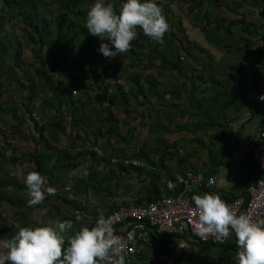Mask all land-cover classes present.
<instances>
[{
  "label": "trees",
  "instance_id": "trees-1",
  "mask_svg": "<svg viewBox=\"0 0 264 264\" xmlns=\"http://www.w3.org/2000/svg\"><path fill=\"white\" fill-rule=\"evenodd\" d=\"M181 1L189 2L187 7L189 20L195 25L199 24L206 42L223 53L222 58L218 59L209 48L191 40L184 32L182 19L178 17L177 25L183 38H177L173 31L168 30L164 34L163 42L160 43L152 41L142 29L137 28L138 35L131 42V48L123 54H118L115 57L118 61H115L114 66L111 67L109 62L111 58H106L97 51L101 43L100 39L89 34L85 27V17L94 0L47 2L0 0V96L3 93H11L14 88L20 93L18 102L7 99L4 105L0 104V121L4 120L7 112L16 121L17 118L20 119L19 113L30 115L38 110L43 115L46 109H53L55 113L40 125L33 119L38 138L35 136L32 138L36 143L42 141L45 147L43 151L24 153L18 159L19 157L14 155L7 158L4 149L0 151V169L4 168V161L11 163L15 160L27 161L32 164L29 172L36 170L41 175L47 176L49 185L59 183L60 180H65L73 174L76 175L77 189L84 193L90 191L102 193L108 198L129 195L127 193L133 185L122 189L118 184L123 175L126 173L142 175L139 180L140 186L130 195L131 198L114 199L105 211V215L119 204L150 203L163 195L179 193L182 185L176 182L175 175L167 165V159H172L174 164L180 166L183 174L188 170L197 172L198 167L190 162V158L196 157L198 151L194 149L188 152L189 141L195 142L196 146L206 151L205 156L209 166L202 168L205 177L214 172V167L225 163L228 160L229 144L233 139L232 132L229 131L230 124L239 112L241 104L250 101L246 92L264 84V47L257 44L258 39L264 41V32H262L264 24L258 25L253 21H247L244 16L226 22L224 18L211 20V9L205 5L206 2L220 1V4H223L230 0ZM241 1L232 0L235 6H239ZM252 1L255 7L264 10V0ZM108 2L113 3L119 10L121 0H108ZM156 2L166 15L169 3L163 0ZM4 23L17 28L20 36L3 34ZM24 46L30 47L33 58L39 62L37 68H31L30 63L20 57ZM160 46L164 48L159 49ZM192 47L207 56L206 63H201L200 68L193 65L192 61L198 62V59L196 54L192 53ZM228 54L234 55L242 65L230 66L229 70V66L223 62ZM9 57L11 61L7 62L8 65L4 64ZM120 59H127L128 62L121 65ZM96 66L101 70L99 75L95 74ZM248 66L252 70V84H242L238 88L239 80L236 74ZM136 67L143 70L152 68L155 73L141 75ZM128 68L133 70L125 74ZM15 69H21L25 73L20 80L12 77ZM173 70L178 71V77L183 80L173 83L169 79L172 76H169L166 82L162 81V78H167V72ZM188 72H191L190 75L187 74ZM56 73H60L61 78H57ZM79 73H82L81 81L78 80ZM122 74H125L124 77ZM205 75H207L206 79ZM120 77H123L128 84V90L118 81ZM63 78L68 79L71 88L65 86L62 90L59 89ZM22 79L28 81V84L24 85ZM5 83L9 86L6 91L1 90ZM161 84L163 87L160 89ZM38 88L42 92L40 102L36 92ZM89 89H94L93 96L89 93ZM75 90L78 92L77 95L73 93ZM49 94L52 96L48 97ZM166 95H170L172 101L163 108L158 102L164 101ZM151 96L156 99L154 103L151 102ZM130 98L134 100V106L137 108L145 106L144 111L140 113L142 118L145 110L147 116L154 117V123L150 128L153 141L150 143L143 141L138 149L131 153L132 156L144 161L143 166L131 163L112 165V157L125 156L124 149L121 148L122 151L111 154L105 151L103 154H98L94 146L100 145L106 150L112 135L120 137L118 120L113 115L111 107L126 108ZM54 103H57V106H54ZM70 106L73 108L64 112ZM86 106L94 110L100 106L95 118L89 115ZM63 113L69 116L73 128L82 127L80 130L82 129L83 132L74 134L73 138L68 140L67 146L60 147L52 140L57 138V132L65 130L63 120L59 117ZM187 116L189 118L182 120ZM104 123L107 124L106 132L110 137H104L102 131ZM172 123L174 127L170 128ZM18 124L17 121L14 131H17ZM158 131L160 133H156ZM177 131H187L194 136L189 141L182 139L169 141L165 133ZM198 132L207 135L208 143L205 144L204 140L197 136ZM128 136L130 141V134ZM75 147L79 149L72 153L71 149ZM245 158L250 160L251 156ZM51 160L54 162L50 163ZM205 162L204 160V164ZM253 163L256 168L252 166L251 174H237L236 180L241 184L240 191L224 195L222 200L226 202L239 194L246 193L247 188L256 182L261 171L256 162ZM80 166L85 168L81 169ZM4 179L10 180L6 182L8 184L26 186L24 182L18 183L13 178ZM169 179L174 183L169 185ZM0 184L3 187L6 185L1 180ZM196 191L205 193L209 190L203 185ZM52 197L53 201L59 199L62 204L75 206V201L67 197L64 192H56ZM2 200L10 202L11 199L0 191V201ZM43 204L45 207L48 205ZM79 206L85 207V205ZM157 234L160 237L158 251L170 252L172 243L177 241V235L158 231ZM237 251L231 235L225 243L189 241V245L182 250L176 264H238Z\"/></svg>",
  "mask_w": 264,
  "mask_h": 264
},
{
  "label": "clouds",
  "instance_id": "clouds-1",
  "mask_svg": "<svg viewBox=\"0 0 264 264\" xmlns=\"http://www.w3.org/2000/svg\"><path fill=\"white\" fill-rule=\"evenodd\" d=\"M85 27L100 39L97 51L106 58H115L131 48L137 28L162 43L169 24L156 0H121L119 10L108 0H94L87 11ZM259 99L264 101V93ZM24 183L29 206L56 193L36 170L26 173ZM192 200L198 213V235H231L235 237L238 264H264V219L253 220L246 212L237 214L215 193L193 194ZM72 227L71 220L59 219L20 227L7 239L0 238V264H126L124 255H110L120 251L121 240L102 212L94 225L82 226L66 237Z\"/></svg>",
  "mask_w": 264,
  "mask_h": 264
},
{
  "label": "crops",
  "instance_id": "crops-1",
  "mask_svg": "<svg viewBox=\"0 0 264 264\" xmlns=\"http://www.w3.org/2000/svg\"><path fill=\"white\" fill-rule=\"evenodd\" d=\"M163 2L167 3V0H163ZM185 2H187L189 5L188 1ZM240 3L241 4L239 6H235L234 4H232L230 7H227V9L230 10L228 12L226 11L225 8H222L224 9L223 13L225 11L227 12L225 15L221 14L222 16L218 14L219 13L217 11L218 7H222L225 5L229 6L228 3L226 4V2H224L223 4H220V1L218 2L207 1L205 5H207L211 9V15H210L211 20L217 18H224L226 22L230 19L244 16L247 21H253L258 25L262 23L264 24L263 8L255 7L252 0H242ZM186 18L187 20L185 21L183 17L181 18L180 16V19H182V22L185 27L184 32L186 33V35L191 40H195L198 43H200L202 46L209 48L210 51L213 54H215L216 57H218V59L222 58L223 53H221L220 51H218L217 49H215L206 42L205 35L199 24L195 25L191 23V21L189 20L188 11ZM262 32H264V28L262 29ZM257 44L262 48L264 47V41L262 39H258ZM224 60L227 61L226 63L228 66L242 65L232 54H228V56L224 58ZM251 73H252L251 67L248 66L247 68H245V70L236 74V77L239 80L238 88L241 87L242 84H246V85L252 84ZM204 78L206 79L207 75H205ZM207 83L210 82L207 81ZM246 93L250 101L241 104L239 112L235 115L236 117L233 118L230 124L229 131L232 132L233 139L229 144L230 149L227 155L228 160L225 163L214 167L213 168L214 172L208 175V176L213 175L215 177V183L212 186L207 187L209 190L208 193L218 194L221 197V199L222 196L224 195H230V193H235V192L238 193L240 191L241 184L236 180L237 174L244 173L247 175L252 173V166H254V163L251 159L246 160L245 157H248L249 149L254 143L257 142L259 131L261 129H264V101H261L259 99L260 94L264 93V84L251 88ZM168 96L170 97V95ZM230 114L233 115L231 111ZM244 133H247V135H244ZM244 137H249L250 141L246 146L243 147L242 158L240 160V165L244 166L245 168L244 170H239V168L238 169L233 168V166L231 165L230 156L232 149L234 148V145L239 144L240 140H243ZM173 140H178V138L176 137ZM185 140L189 141L187 138H185ZM4 149L5 148H2V151ZM11 149H13L12 146ZM8 150L9 148L5 150L7 158H10L13 155L15 157H18L16 156V154L8 153ZM20 158L21 155H19L18 159ZM26 162L27 161H21V160H15L14 163H11L10 161H4V165H3L4 168L0 169V180L4 181V183L6 184V185L4 184L5 185L4 187L3 185L0 184V191L6 193L11 199L10 202L4 200L0 201V210L5 211L2 212L3 214V217H1L2 219L0 218V238L7 239L10 235L15 234L20 227H25V226L34 227L41 224H46L49 221L55 219L71 220L73 222L72 229L68 230V232H66L65 234L66 237L70 236L82 226H91V223L96 220V218L101 212L104 215L105 211L108 209L110 203H112L114 199H120V197L130 199L131 198L130 195L134 194L136 188L140 186L139 180L142 178V175L141 176L139 175V177H137L136 179H132L134 180V182H136V185H133L131 187V190L127 193L129 195H117L108 198L105 197V195H103L102 193L98 194V193H93L92 191L87 193H81L80 189L79 188L77 189V187L75 186L77 182L76 176L70 174L69 176L67 175L68 177L66 178H70L71 180L69 183L71 184V186H73L74 184L75 187V188L72 187L73 196L71 197L72 200L75 201V206L72 207L70 205H67L66 203H63V206H61L55 200L53 201L54 198L50 195L48 197L46 196L47 198L44 199L42 203L38 205L29 206L27 204V200L29 196L26 186L8 184L6 182H9L10 180L4 179L5 177L13 178V179L20 178L19 181L17 182L23 183L24 176L26 175L27 172H29V170L24 171L27 167L24 165V163ZM190 162H192L191 158H190ZM11 164H14V167L12 169L10 167ZM17 164L19 165L23 164V165L22 167H17L18 166ZM167 165L174 175H176L177 173L183 174L181 173L180 166L174 164L172 159L170 158L167 159ZM193 165L195 166V164ZM200 166H202V164L197 166L198 167L197 173L205 177L202 170L203 167ZM206 166L207 165H205L204 167ZM15 167L16 169L14 170ZM17 171H20L18 175H17ZM14 175L16 176L13 177ZM219 181H223L224 184L218 185ZM168 182L169 185H171L170 183H173L171 179H169ZM226 183L228 187L225 188ZM104 185H106V183ZM81 196H84L86 198L82 199ZM43 203H46L48 205L45 207ZM79 205H85V207H80ZM77 217H79V219H77ZM127 228L126 229L134 233V235L138 239V251L134 255L128 256V260L126 264H161V261L159 259L160 251H158V246H157L159 244L160 237L157 234L156 229L150 226L146 222L135 223L134 225H129ZM233 240L236 246L235 237H233Z\"/></svg>",
  "mask_w": 264,
  "mask_h": 264
},
{
  "label": "rangeland",
  "instance_id": "rangeland-1",
  "mask_svg": "<svg viewBox=\"0 0 264 264\" xmlns=\"http://www.w3.org/2000/svg\"><path fill=\"white\" fill-rule=\"evenodd\" d=\"M43 2H47L49 0H42ZM227 4V1H225ZM167 3H169V9L167 8V13L165 15V17L167 18V22L169 24V29L170 31H173V33L176 35L177 38H183V36L181 35V32L178 28L177 25V19L178 17L181 16V18L183 17V19L186 21V15H187V6L188 3L187 2H183L181 0H167ZM229 6H222V7H218V14L219 15H225L228 11L227 7H230L233 2L232 0L228 1ZM225 8L226 11L223 13ZM221 15V16H222ZM3 34H9L13 37H18L19 35V31L17 30V28L12 27L10 24L8 23H4V28H3ZM154 41V40H152ZM107 42V41H105ZM164 46H160L159 49H163ZM45 51V50H44ZM192 53L196 54L198 62L196 61H192L193 65L197 68H200L202 65L201 63H206L207 61V56L206 54L200 52L197 49H191ZM44 53V52H43ZM21 58L24 59L26 62L30 63L31 68L35 69L39 66V62L33 58L32 55V51L30 49V47L24 46L23 49L21 50V54H20ZM11 61V58H7L6 62H4V64H7V62ZM115 61H118V58H111L109 60L111 67L114 66ZM128 62L127 59H120L119 63L121 65H124ZM225 64H227L226 60L223 61ZM200 64V65H199ZM41 67V65H40ZM137 68V67H136ZM96 71L95 74L99 75L100 74V68L99 67H95ZM138 69V68H137ZM231 69V67L229 66V70ZM133 70V68H128L127 72L125 74L131 73V71ZM139 73L141 75L147 74L152 72L153 74L155 73L154 69H146L143 70L141 68L138 69ZM205 74H207L206 71H204ZM191 72H188L187 74L190 75ZM24 71L21 69H15L12 73V77L14 79H21L23 76ZM76 74V73H74ZM125 74H122V76L124 77ZM179 72L173 70L172 72H167V78H162V81L166 82L169 78V76H172V78H169L170 80L173 81V83H176L178 81L181 82V80H183L181 77H178ZM60 73H56V77L57 78H61ZM120 77L119 78V82L122 83L125 87L126 90H128V84L125 82L124 78ZM178 78V79H177ZM82 78V73H79L78 75V80L81 81ZM21 82H23L24 85L28 84V81L26 80H21ZM8 83H5L2 85L1 90H7L9 89ZM68 86L69 88H71V85L69 84L68 79L63 78V82H62V86L59 88L62 90L63 87ZM160 89L163 87V84H161V86L159 85ZM37 92V96L39 97V102L42 98L41 94L42 92L38 89H36ZM3 93V92H2ZM74 94L77 95V91H73ZM89 93L93 96L94 95V89H89ZM19 91L15 90V88L11 91V93H3V95L0 96V104L4 105L5 101L7 99L13 101V102H18L20 99V95H19ZM52 94H49L48 97H51ZM151 102L156 101L155 97L151 96L150 97ZM155 99V100H154ZM172 99H170V97L168 95L165 96L164 101H159L158 103L160 104L161 107L165 108L167 107V103L171 102ZM39 102H37L36 104L38 105ZM54 106H57V103H54ZM71 108H73L72 106H70L69 108H66L64 110V112L71 110ZM85 108H87L89 110V115H92L93 118H95V115L97 113V111L100 110V106H98L96 108V110L94 109H90L88 108V106H86ZM134 106V100L132 98H130V102L129 104L126 106V108H124L123 106H114L111 107V111L113 113V115L117 118L118 120V125H119V134L120 137H117L115 135H112V137H110L109 134H107V124L104 123L102 124V131L104 133V137H110V143L109 146L106 147V150H104L100 145H96L94 146V149L96 150L99 149L101 150L103 153L104 151L107 152V154H111L112 152L115 151H122L121 148H123L124 150V155L126 157H134L131 155V153H133V151L137 150L138 147L141 145V143L147 142L150 143L153 141V137L150 134V128L151 125L154 123V117H149L147 116V112L145 110L144 112V118H142V116L140 115L141 112L144 111L145 106H141L138 107ZM20 115L17 118L18 121V128L17 131H14V127L15 124L17 123V121L11 116V114L9 112L5 113V117L4 120L0 121V151H2V148L8 149V153L10 154H16V156L19 157V155H22L24 153H38V152H42L43 149L45 148L42 141L41 142H37L35 140H33L32 136L37 137V131L35 129L34 123H33V119H35L36 121H38V124H42L45 121H47L50 117H52L55 113L53 109H46L44 114H40V112L38 110H36L34 113H31L30 115L28 113H19ZM60 119L63 120V123L65 125V130L64 131H60L57 132V138L56 139H51L55 144H57L60 147H65L68 144V140L73 138L74 134H79L82 131V129L80 130L79 126H75V128H73L71 126L70 123V118L69 116H65V114H60L59 115ZM187 118H189V116H187ZM186 117L183 118L187 119ZM97 123V122H96ZM170 128L174 127V124H170ZM96 126V125H95ZM94 126V127H95ZM93 129V127H92ZM80 130V132H79ZM46 133H48L46 131ZM91 134H93L92 132H90ZM156 133H160L159 131ZM199 134H197V136H199L202 140H204V143H208V137L207 135H203L201 132H198ZM128 134H130V141H129V136ZM48 135V134H47ZM46 135V136H47ZM167 139L169 141H172L173 139H175L176 137L178 139H183L185 140V138H187L188 140H190V138H192V136H194L192 133L187 132V131H177L174 133H165ZM244 135H247V133H244ZM123 137V139H122ZM38 138V137H37ZM250 141L249 137H244L243 140H240L239 144L234 145V148L232 149L231 152V165L233 166V168H239V170H244V166L240 165V160L242 158V151H243V147L246 146L248 144V142ZM11 146L13 147V149H11ZM79 148L75 147L74 149H71L72 153L76 152ZM197 150V156L195 157H191V161L193 164H195V166H199L200 164H202L203 167L205 165L209 166L208 161L206 160V151L204 148L200 147V146H196L195 142H188L187 143V150L192 151V150ZM230 149V148H229ZM45 151V150H44ZM47 151V150H46ZM99 152V151H98ZM8 154V155H10ZM124 156V157H125ZM200 157V159H199ZM138 158V157H136ZM139 159V158H138ZM156 160V158H155ZM204 160L206 161L204 164ZM54 161L51 160L50 163H53ZM112 163V162H111ZM17 167H22L23 164L19 165L17 164ZM26 167V170H29L30 168L32 169V164L31 163H24ZM112 165H116L114 163H112ZM11 169L14 167V164H11ZM81 169L85 168L83 166H80ZM16 169V167L14 168V170ZM19 169V168H18ZM83 171V170H82ZM20 171H17V175ZM26 173V172H25ZM135 174V173H134ZM134 174H125L122 176V178L119 179L118 184L123 188H128L130 187V185H136V182H134V180L132 179H136L137 177H139L138 175L134 176ZM16 175H14L13 177H15ZM76 176V175H75ZM143 177V176H142ZM20 178H16V181H19ZM47 179V178H46ZM69 179V180H68ZM75 179V178H74ZM70 178H66L65 180H60L59 183L56 184H51L48 186H52L56 189V192H64L66 194L67 197H72L73 196V188L74 184H73V188L71 187L70 189H72V192L68 191V189L66 190L65 187L69 186V182H70ZM132 180V181H131ZM221 182V183H220ZM60 184V185H59ZM224 184L223 181H219L218 185H222ZM228 187L227 183L225 185V188ZM69 189V190H70ZM82 189V188H81ZM75 193V191H74ZM81 193H84L81 190ZM56 195V193H55ZM55 195H50V196H55ZM49 196V195H48ZM78 196V195H77ZM82 199L86 198L84 196H81ZM56 202H58L61 206H63V204L61 203V201L59 199L55 200ZM2 211L0 210V218L3 217ZM2 219V218H1Z\"/></svg>",
  "mask_w": 264,
  "mask_h": 264
},
{
  "label": "built area",
  "instance_id": "built-area-1",
  "mask_svg": "<svg viewBox=\"0 0 264 264\" xmlns=\"http://www.w3.org/2000/svg\"><path fill=\"white\" fill-rule=\"evenodd\" d=\"M96 152L103 154L97 148ZM249 155L251 160L259 166L261 172L256 182L247 188L246 193L239 194L232 200L226 201V203L237 214L246 212L253 220L264 219V129L259 131L257 142L249 149ZM111 162L114 164L144 165V161L136 157L115 156L112 157ZM44 177L46 178V176ZM175 177L176 182L182 185V190L179 193L163 195L150 203L119 204L104 215L110 219V227L121 240L120 251L110 253L113 258L124 255L127 262L128 256L134 255L138 251V239L134 233L127 230V227L139 222L148 223L158 232L177 235V241L172 243L171 251H161L159 253L161 264H176V260L181 255L182 250L189 245V241L226 242L228 237L222 238L215 234L203 236L197 234L199 228L198 213L192 196L193 194L203 195V192H197L196 190L202 188L203 185L206 188L212 186L215 183V177L213 175L203 177L192 170L186 171L185 174L177 173ZM65 188L72 192L70 183ZM100 264H109V262L101 261Z\"/></svg>",
  "mask_w": 264,
  "mask_h": 264
},
{
  "label": "water",
  "instance_id": "water-1",
  "mask_svg": "<svg viewBox=\"0 0 264 264\" xmlns=\"http://www.w3.org/2000/svg\"><path fill=\"white\" fill-rule=\"evenodd\" d=\"M248 156H250V155H248Z\"/></svg>",
  "mask_w": 264,
  "mask_h": 264
}]
</instances>
